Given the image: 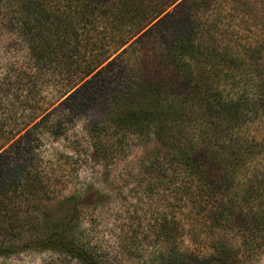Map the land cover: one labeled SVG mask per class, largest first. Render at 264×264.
I'll use <instances>...</instances> for the list:
<instances>
[{"label":"rangeland","instance_id":"rangeland-1","mask_svg":"<svg viewBox=\"0 0 264 264\" xmlns=\"http://www.w3.org/2000/svg\"><path fill=\"white\" fill-rule=\"evenodd\" d=\"M19 1L0 0V151L28 133V139H33L29 150L15 153L10 149L7 154L9 165L14 168L22 163L31 181L25 182L24 192V186L10 185V190L0 193V248L5 249L0 253V264H82L65 249L39 244L48 237L57 241L62 234L104 264H161L168 255L177 258L178 252L188 255L182 264H193L197 255L203 262L216 240L238 250L237 264H264L263 233L254 230L250 238L249 234L239 235L236 228L211 226L205 213L208 205L202 203L208 197L204 195L207 183L192 180L190 175L170 182V175L162 176L161 165H150L154 159L161 162L167 150L177 154L185 146H210L211 151L219 150V156L224 154L215 171H225L217 178H224L233 192L219 195L217 200L226 196L222 202L229 206L228 198L235 196L234 212L257 213L259 206L264 213V112L254 104L259 86L264 85V0H193L197 2L191 11L195 15L185 21L190 25L194 19V50L191 52L187 45L178 47L180 53L173 49L178 70L210 76L213 90L224 99L240 94L245 97L233 126L226 112L205 109L196 101H163L169 106L166 111L161 102V82L151 75L152 81L141 77L159 65L161 42L153 43L151 34L129 46L132 38L110 54L119 40L135 31L136 24L110 32L106 19L112 22L113 16L103 14L99 8L102 0H84V5H94L101 12L100 28L92 31L87 21L78 26L80 61L70 64L66 60L61 69L57 67L61 71L56 75L47 60L39 61L33 55L28 38L31 33L35 41L41 33L48 35L55 10L61 11L60 7L71 13L68 1L32 0L29 14L25 10L28 4ZM119 1L125 2L126 9L139 5L143 14L136 17L141 22L171 0H108L110 9L118 8V16L128 19ZM21 2L27 5L22 8ZM38 6L47 17H37ZM20 16L30 19L27 35L13 24ZM166 37L171 38V30ZM108 54L109 59L118 56L111 72L114 80L100 82L101 86L98 83L89 107L64 121L57 135L51 134L49 124L55 115L35 126L58 104L59 93L68 86L67 70H81L72 75L77 78L84 67H94ZM228 66H238L237 75L224 72L214 76ZM126 81L133 85L139 82L131 100L122 91L113 93L114 89H125ZM156 81L155 90L150 92L149 82ZM140 88H145V94L138 97ZM115 112L129 113L132 121L145 114L151 122L137 119L125 134L122 130L114 132L109 125L89 128ZM175 117L183 120L177 122ZM37 171L45 176V182L34 178ZM6 175H13V170ZM257 243L263 244L255 250ZM210 261L204 263L218 262L215 258Z\"/></svg>","mask_w":264,"mask_h":264},{"label":"trees","instance_id":"trees-1","mask_svg":"<svg viewBox=\"0 0 264 264\" xmlns=\"http://www.w3.org/2000/svg\"><path fill=\"white\" fill-rule=\"evenodd\" d=\"M24 1L28 5L21 2L20 6L24 8V5H27L25 10L29 14V11L31 10L29 4L32 2V0ZM67 1L68 2L66 3V6L69 8L68 10L71 13L69 14L64 8L61 9L60 7L59 9L61 11L53 10L54 20L51 21V27L48 30L49 34L47 35L46 33H41L37 41H35L36 39L33 33L29 34L30 26H27L29 23H31L29 21L30 19H28L29 17L20 16L13 21V24L16 26L15 28H19V30L22 29V31L26 35H30L28 38V43L30 51L33 53V55L39 61L47 60L49 65L53 68V73H55L56 75L61 71V65H63L66 60H69L70 64L80 61V59L78 58L81 54V39L78 26L81 24L83 25V23L87 21L92 31H95L96 27L100 28L97 23L98 14H101V12L98 9L94 8V5L88 7L84 5V0ZM73 3L74 5L72 6ZM107 3L108 0H102V6H100L99 8L103 11V14L113 16L112 22L110 21V19H106L107 28H110V32H116L117 29L125 27V25L136 24L135 31L132 32V34H130V36H128L127 38L119 40L118 43L112 48V51L109 52L110 54L117 52L132 38L134 39L130 42L129 46H133L137 41L145 39L146 37L153 34V43L155 41L161 42V53L157 54L159 65L156 66L155 69L151 71L149 70L148 74L144 73L141 77L145 79L154 78L157 81L159 80L158 82H161V102L163 103V101H165L166 104L169 101H178V103L181 104H185L186 102L190 101L203 103L205 109H212L216 112L217 110H222L230 115L229 120L233 126V123L235 122V113L237 112L238 106L242 104V101L245 99V97L240 94L237 95V98L230 97L224 99V97L219 94L217 89L213 90L214 87L209 82V79L211 78L210 76L200 74L199 72L196 74H192L185 70L180 71L176 68L175 65L178 59L176 54H174L173 49H175L178 53V47L187 45L191 52L194 50L195 45L193 41L194 38H197V35L194 33L196 31L193 28L194 19L192 18V22L190 25L186 23L185 20L186 17L189 18L190 15H195L191 11L192 6H195L194 3L197 2H194L193 0H171L170 2L166 3L164 7H162V9H158L155 14H152V16L145 18L141 22H137L139 19L136 17L139 13L143 14V9L140 8L139 5L131 4L128 9H126L125 2L124 4L120 2V6L125 7L124 12L126 14H129V18L125 19L118 16L117 12L120 11L117 10L118 8L116 10L110 9V6L108 4L112 3ZM170 5H173V7L166 10ZM26 11L23 10L25 15ZM56 11L58 13H55ZM37 12L38 18L41 15L47 17L48 13H46L45 11L43 12V9L40 10L39 6ZM73 15H76V17H73ZM101 29L108 32V30H106V28L102 25ZM170 30L171 38L167 39L166 34H168ZM26 35H24V37H26ZM102 36L104 35L102 34ZM253 55L254 54H251V56ZM109 57L110 56L108 54V56L98 61V63H96L94 67H84L85 69L82 70V75L78 76L77 78H73L72 75L78 71H80L78 73H81V70L77 71L73 70V68H70L72 70H67L68 76H66L67 78H65V80L68 81V86L65 90L59 93V98H57V101H59L58 104L56 106H53V108L49 112V115L39 119L36 122L35 126H39L42 122H44V119H46V117L55 115L54 121L49 122L51 126L49 127L51 128V134L57 135V130L61 131L60 127L62 123H65L64 121L68 122V119H72L73 116L75 117L76 115H79L85 110V108L89 107L96 96V90L94 88L98 87V83L105 82L109 84L114 80L112 78L111 72L112 68L117 64L118 56H115L111 59H109ZM233 58L237 57L233 56ZM171 62H173L172 65ZM173 64L175 65L174 68ZM57 67L60 68L59 71ZM233 69H235V72L233 71ZM237 70H239L238 66H228L224 71L221 70L218 73H214V76H220L224 72L226 75H237ZM261 73L262 77H264V72ZM150 81L152 80L150 79ZM157 81L155 83L149 82L148 86L150 92L155 90L154 85L157 83ZM126 82L127 84L125 89L121 86L123 89H114L113 93L123 92V94L131 100L132 97L135 96L134 86L139 82H136L134 85L132 83H129L128 81ZM101 84L102 83H100V86ZM263 87L264 85L259 86L260 94L258 96V101L256 100L254 102L255 108L258 110L260 109L262 112H264ZM137 90L138 97H141L145 94V88H140ZM250 102H252V100L249 101V103ZM166 104L163 103V108L168 111L169 106ZM108 105V109L110 110L111 104ZM182 110V113H184V109ZM56 113H59V115H56ZM135 118L136 120L143 119L148 123L151 122V119L147 118L145 114L140 117L135 116ZM136 120L132 121L129 113L120 114L115 112L111 113L107 119L105 118L95 121L89 128H102L109 125V127L113 129L114 132H116L117 130H122L125 134L127 133V129H131L130 127L135 123ZM161 120H164V118L161 117ZM175 120L178 122L183 119L175 117ZM137 123L140 124L139 122ZM213 135L215 136V134ZM28 138L29 134L25 133L24 135H21L17 140L12 142L8 148L0 151V193L2 194L3 191L10 190V185H15L16 188L24 186V192L26 188L25 182L31 181L28 176H25L22 163L20 165L17 164L13 166L14 168L9 165L10 156H8L7 154V151L10 149H14L15 153H23L29 150V148L33 144V139ZM23 142L24 144L22 145ZM15 146L17 147L15 148ZM167 151L163 152V156H161V162H159L157 159H154L150 165L152 167H159L161 165L162 176L170 175L168 176L170 182H173L174 179H180L179 177H183V175H190L192 180L196 179L199 180L200 183H207L208 187L206 188L204 195L208 197L204 198V201L202 203L208 205V210L205 211V213L208 212V214H206L210 217L212 227H227L229 230H234L236 228V232L240 233L239 235L245 236V234H249L248 237L250 238L252 237L254 230L264 234V213H260L259 206H257V213L251 212L249 214H239L234 212L233 208L234 204L237 205L235 196H231L230 198H228L229 206L226 205V201L222 202L224 201L226 196H221L222 201L217 200L219 195L233 193L231 190V186H228L229 183L225 182L224 178H217L221 174H225V171H215V169H217V162H220L224 154L219 156V150L211 151V147L207 145L181 147L178 149L177 154H173L169 150ZM210 153L211 155H208ZM213 157L216 158L213 159ZM156 163L158 164L157 166L155 165ZM8 167H10V169ZM236 167H238L237 169L239 170L241 166L238 165ZM236 167H233L232 169H235ZM11 169L13 170V175H6L7 172ZM34 174V178H36V180H38L39 182L43 183L46 181L45 176L42 174V172L37 171L34 172ZM7 176H11V178H8ZM181 180L182 179H180V181ZM178 195L176 196L177 198H179ZM255 199L259 200L258 198ZM215 202H217L216 206L214 205ZM201 205L202 204H200L199 206ZM258 205H260V200L258 202ZM211 230L213 231L216 229L211 228ZM250 232H252V235ZM55 240H53V238L51 237H48L40 240L39 244L42 246L51 247L57 246L58 248L65 249L68 253H70L72 257L76 258L82 264H104V262L102 263L101 260L98 259V256L93 254L91 251H88L82 246L74 244L72 241H67L65 238H63V234L60 235L57 241ZM262 244L263 243H257L255 244V246H253V248L256 250L257 248L262 246ZM234 249L236 248H234L232 245L229 246L226 243H223L222 240L212 241L210 253L204 255L205 260L202 262V257H199V255H197L195 256L197 259H195V262L193 264H206L204 262H211L210 260H212V258L218 260L217 264H237V261L239 259L237 255L238 250L235 251ZM3 252H5V249L1 247L0 253ZM178 255L179 256L177 258L169 255L166 256L165 258H163L161 264H182L187 260L188 255L186 252H178Z\"/></svg>","mask_w":264,"mask_h":264}]
</instances>
